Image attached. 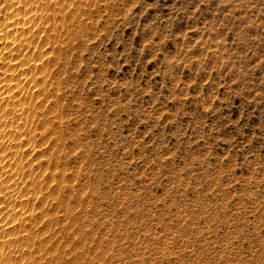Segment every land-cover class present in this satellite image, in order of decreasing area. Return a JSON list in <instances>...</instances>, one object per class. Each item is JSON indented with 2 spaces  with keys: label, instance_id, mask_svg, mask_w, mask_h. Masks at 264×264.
Listing matches in <instances>:
<instances>
[{
  "label": "rangeland",
  "instance_id": "374dc122",
  "mask_svg": "<svg viewBox=\"0 0 264 264\" xmlns=\"http://www.w3.org/2000/svg\"><path fill=\"white\" fill-rule=\"evenodd\" d=\"M0 264H264V0H0Z\"/></svg>",
  "mask_w": 264,
  "mask_h": 264
}]
</instances>
